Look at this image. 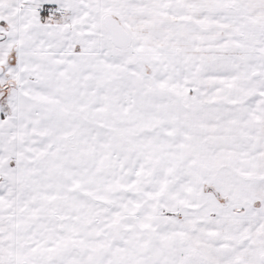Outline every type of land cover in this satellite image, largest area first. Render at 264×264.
I'll list each match as a JSON object with an SVG mask.
<instances>
[{"label": "snow or ice", "instance_id": "1", "mask_svg": "<svg viewBox=\"0 0 264 264\" xmlns=\"http://www.w3.org/2000/svg\"><path fill=\"white\" fill-rule=\"evenodd\" d=\"M0 264H264V0H0Z\"/></svg>", "mask_w": 264, "mask_h": 264}]
</instances>
